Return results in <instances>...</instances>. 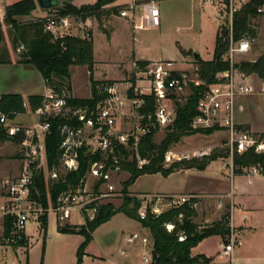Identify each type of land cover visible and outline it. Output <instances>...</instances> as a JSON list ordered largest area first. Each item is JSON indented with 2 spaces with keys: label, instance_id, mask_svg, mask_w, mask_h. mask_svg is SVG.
Returning <instances> with one entry per match:
<instances>
[{
  "label": "trees",
  "instance_id": "1",
  "mask_svg": "<svg viewBox=\"0 0 264 264\" xmlns=\"http://www.w3.org/2000/svg\"><path fill=\"white\" fill-rule=\"evenodd\" d=\"M114 0H96L92 4H83L75 6L68 1L63 0L59 8H55L60 14H75L82 18L95 17L101 26V17L110 12L118 13L119 6L105 10L103 6ZM225 6H228L229 0H222ZM264 5V0H247L242 3L232 16V36L239 39L249 34L256 36V31L252 26V20L263 12L258 11ZM37 7L35 0H18L5 7L3 23L10 25L14 35V41L22 45L19 54V62L36 69L45 81L49 90L57 98L64 100L63 110L57 114H48L40 116L39 122H48L49 128L44 134L43 144L45 152V168L37 167L33 164V176L30 184V198L43 206L49 208L54 205L58 195L69 187L75 186L81 177L86 173L90 165L95 161L104 160L106 165L113 164V156L118 160L120 169L128 173V178L123 181L121 192L123 201L119 207H114L110 203L100 204L92 218L85 217L84 223L63 225L57 224V230L64 233H78L85 236V240L79 250L78 262L81 261L83 248L91 240V232L101 223L106 222L117 212H124L130 218L138 221L143 227L149 230L152 239V264H195L202 262L209 264V259L203 255H192V248L202 239L216 235L222 242H227L230 233L229 213L210 224L202 225L194 221L197 215L194 203L197 198H190L177 206H171L158 214L150 211L147 206L146 215L140 218L138 210L141 207L142 200L136 195H131L127 188L135 180L144 174L161 173L164 176L169 175L176 169H204L209 161L215 160L220 156H226L227 151L212 149L209 154L199 158L180 159L172 162L167 167L163 166L164 152L167 151L172 143H177L181 137L191 133L201 132L209 134L219 130L217 127L206 129H194L189 126L191 118L196 115L197 100L206 89V85L215 81L217 72L229 68V63L222 60V55L226 50L228 42V29L222 24L218 27L213 55L211 59L205 60L197 55L193 59L198 67V76L204 82L198 86L190 83L189 94L183 103L175 102V118L171 125L166 127L167 133L159 144L152 140V134L155 129L152 128L146 137H141L136 145V151L141 158L148 159L141 167L137 165L133 144L130 141L128 146L116 144L114 153L102 154L101 151L91 152L87 147L82 146L77 149L78 166L76 170H67L64 174L52 182L46 178L45 170H55L58 174V165L61 162L63 148L61 143L65 134L64 127L73 129L80 128L83 123L73 111L76 109L85 110L86 116L91 111H95L97 106L111 96L109 89L113 87L114 80H95L92 78L94 66L93 40L91 33L86 38L78 36H61L53 39L52 34L44 29V19L36 18L21 22L17 17L28 16ZM49 11V10H48ZM0 22V40H1ZM148 61H138L140 67ZM73 65L86 66L90 74V95L88 97H74L68 94L71 90L70 67ZM235 66L249 75L259 79H264V52L255 60H242ZM132 94V88L130 91ZM145 105L140 109V113L153 114L154 102L150 95H141ZM45 95L30 94L27 96L29 109L35 112L42 106ZM65 110H67L65 112ZM26 111L24 98L18 93H7L0 95V115L3 114L8 120H12L16 114ZM146 119V118H144ZM7 126L0 122V142L10 141L16 143L24 135L20 129L15 134H9ZM264 135V133H261ZM112 139V143H113ZM115 144V143H113ZM18 157V156H17ZM19 157L22 156L19 154ZM131 157V160H127ZM264 162V153H255L253 150H247L242 153L233 154V165L235 172L239 167ZM47 218H41L42 227L46 226ZM172 224V229L167 230L166 225ZM11 228V219L4 218L3 235H7ZM182 236L183 239L179 240ZM25 241L19 245H25Z\"/></svg>",
  "mask_w": 264,
  "mask_h": 264
},
{
  "label": "built area",
  "instance_id": "2",
  "mask_svg": "<svg viewBox=\"0 0 264 264\" xmlns=\"http://www.w3.org/2000/svg\"><path fill=\"white\" fill-rule=\"evenodd\" d=\"M246 1L241 0L243 3ZM238 7L234 0H229L228 6H225V10H223L224 14L220 13L221 24L227 27L229 33L227 47L221 58L229 63V68L217 72L215 81L206 85V89L197 100V113L189 123L192 130L217 127L228 133L227 155L221 160V164L225 169H229L230 174L235 172L234 153L240 154L247 150L264 153V135L254 134L237 122L238 98L246 95L264 94V79L257 78L255 81L252 75L244 73L235 66L239 62L240 55L251 51L252 43L255 40V37L249 34L239 39L233 38L232 16ZM258 11H262V8H258ZM119 15L130 16L135 29L157 27L160 24L159 9L154 1L138 4L132 0L119 11ZM86 18L71 13L62 15L56 9H50L43 16L44 29L52 34L53 39L65 35L86 38L89 36V30L83 22ZM191 65L192 76L188 74V69L177 68L174 60L148 61L142 67L138 65V61L132 63V69L143 74L147 82L144 90H139L137 86H130L133 96L125 97L129 101L128 115L136 122L135 129L133 127L126 132H120L115 128L116 115L124 114L125 100L114 96V86L109 89L111 96L98 105L95 111H91L89 116H86L85 110L76 109L73 111V114L82 121L83 125L77 129L63 128L65 136L61 143L63 148L61 162L66 170L77 169V149L82 146L87 147L91 152L101 151L102 154L106 152L112 154L116 144L128 146L130 141L133 144L132 149L138 166L141 167L147 163L148 159L141 158L136 151L139 139L142 135L149 133L152 128L158 126L166 128L173 123L175 103L174 107L170 106L168 101H171V98L176 100L175 102L183 103L189 94L190 83L195 86L204 84L198 76L197 65L195 63H191ZM184 89L187 91L185 95L183 94ZM138 90L141 92L138 93ZM141 95H150L153 98V114L140 113V109L145 105ZM64 103L63 99L57 98L50 91L45 95L42 106L36 109L35 113L38 118L48 114L57 115L63 110ZM7 121L8 119L1 114L0 122L7 125ZM7 127L9 134H15L20 129L23 131L24 137L20 140L23 162L19 174L14 179L0 181V219L4 220L5 217L11 219L10 231L7 235L0 236V245H19L22 241L26 242V223L31 216L40 218L44 212L49 210L55 215L57 224L63 225L75 212L79 215L84 211H92L94 215L104 199L117 195L115 186L110 182L109 170H118L120 167L118 160L113 156V164L110 165H106L104 160L93 162L75 186L61 192L54 205L44 208L30 198V184L33 176V164L37 163V167H40L45 160L43 138L49 124L46 121L39 122L37 120L34 126ZM85 130L90 131V135L84 140L81 135ZM112 139L115 144L112 143ZM209 153L196 150L192 152L191 156L189 154L175 155L167 150L164 152L163 164L169 165L180 159L199 158ZM129 159L131 160V157L127 160ZM238 172L248 177L264 176V162L241 166ZM48 175L53 179L57 177L55 170L49 171ZM193 197L196 195H158V199H165L166 205L169 207L182 204ZM146 209V205L139 208L140 218L145 217ZM150 211L155 214L160 213L155 205H150ZM93 215L89 218H92ZM229 222L230 233L227 242L221 241L220 243V257H223L226 263L234 264L233 250L235 246L241 244V240L236 236L230 216ZM172 227V224L166 225L167 230H171ZM135 238L137 237L133 234L132 239ZM182 239L183 237L180 236L179 240ZM141 242L147 245V237H142ZM143 260L144 262L149 261L148 257H144Z\"/></svg>",
  "mask_w": 264,
  "mask_h": 264
},
{
  "label": "rangeland",
  "instance_id": "3",
  "mask_svg": "<svg viewBox=\"0 0 264 264\" xmlns=\"http://www.w3.org/2000/svg\"><path fill=\"white\" fill-rule=\"evenodd\" d=\"M76 1L78 0H74V2ZM81 1L88 2L89 0ZM234 2L235 5L238 6L243 3L241 0L240 2L234 0ZM119 8L120 11L125 8V5H121ZM223 10H225V5L223 3L219 5V10L217 11L216 3L212 2H205L201 8L195 6L191 7L190 5L180 8L173 7L167 12V14H169L165 23L167 31L165 33L162 32L161 34L154 33V31L145 32V41L140 44L134 43L135 48L146 57L159 59L171 58L174 61L176 60V67L188 69V74L192 76V59L190 56L185 55L182 60L183 54L180 51L181 47L179 48L177 45H182V47H185L188 52L190 51V48H192V50L196 49L200 51V55L203 58L210 57L214 49L218 27L221 24L220 13L224 14ZM261 15H264V12ZM258 17L259 16L252 20V26L255 31L257 30L256 21L259 19ZM103 21L104 18L101 17V25L104 24ZM97 23L99 24L98 19L94 18L92 24L97 26ZM176 26H180L179 30H176ZM263 41L258 40L257 36H255L251 51L244 55H240L238 61L255 60L264 52ZM93 42L96 59L102 58L105 59V62L96 63L97 65L94 66L92 70V78L95 80H106L108 78L109 80H114V96L125 100L123 106L124 114L118 113L116 115L115 128L120 132H126L133 127V129H135L136 122L128 115L129 101L125 97H131L129 95L131 91L130 86H137L139 90H144L147 86V82L143 74L136 72L134 69L131 71L128 70L130 63L129 56L131 53L128 52L129 37L127 36V32L123 29L121 30L120 28H117L114 32V37L108 41L102 31L95 29ZM120 58L124 59V61H122L124 63H120L122 67H118L116 64V61ZM7 68L8 69L5 68L0 70V93H18L26 95L27 93H40L44 91L41 75L33 67L23 68L14 65ZM120 69L123 71L121 72ZM70 72L71 90L68 91V94L74 97H88L90 95V74L87 67L73 65ZM252 77L256 81V77ZM139 90L138 93L141 92ZM183 94H187L186 89H184ZM240 98H238V100ZM253 98L263 100L264 94H256ZM170 100L171 101H168L170 106L174 107L176 100H173L172 98ZM181 101H183L182 98ZM262 107H264V103L262 104ZM66 111L67 110H65V112ZM239 114L240 111L238 110L236 114L238 121L240 120ZM24 117L26 121L31 122L34 116L29 112ZM19 125L23 126L25 124L22 123ZM166 133V128L158 126L155 129V132L151 135L153 142L159 144ZM89 135L90 131L85 130L81 135V138L85 140ZM146 136V134L142 135V137ZM228 137V133L222 129L213 131L209 134L195 132L181 137L177 143H172L167 150L173 152L175 155L189 154L190 156L192 152L196 150L209 153L212 149L216 148L217 150H221V152H225ZM19 154L23 156L20 141L16 143L10 141L0 142V166H6L5 168L10 172V178L15 177L19 173L22 165L21 161H19L21 158L19 157ZM223 158H225V156H220L215 160L209 161L206 165L207 168L204 169L190 168L187 171H179L181 169H176L173 173H170L167 176H164L159 172L144 174L139 176L135 182L127 188V190L131 195H136L138 198H141V206L146 205L149 207L150 205H155L158 207L159 212H161L169 208V206L166 205V200L162 198L158 199V195L156 194L164 190L179 193L182 189H194L208 184V181L219 178V176L216 175V172L220 165L219 162L215 161H221ZM211 163H213L214 168L209 166ZM42 166L45 168V160L42 162ZM163 166L167 167L168 165L167 163H164ZM57 169L58 174L54 179L48 177L47 170H45L46 178L49 179V182L57 179L59 175H62L67 171L62 162H60ZM109 174L110 182L115 186L118 193L115 197L104 199L102 204L110 203L117 208L123 201V193L121 192L122 183L128 178V173L122 169H118L109 170ZM225 180L227 183L229 182L228 178H225ZM196 198L199 200V203L197 204L198 211L194 221L202 225L210 224L217 220L220 213L224 211V208L228 204H225L223 201L221 208L218 206L216 207L217 204H215L214 200H225L224 197L219 196L218 194H200L199 196L197 195ZM92 215V211H84L79 215L75 212L72 213L70 219L66 220L65 223L73 222L74 224L77 223L78 225H81L84 223L85 217H91ZM42 217L47 218V224L49 219L48 231L44 240L45 243H43V236L41 235L43 230L42 232L40 231L37 233L36 226L39 225L38 228L42 227ZM239 221L240 217L235 214V224ZM56 222L58 221H56L55 215L49 210L48 212H44L40 218L36 216H31L29 218L26 223V232L34 234L35 238H39L41 235L39 242L31 251L32 257L43 259L45 256L44 261L50 264H141L142 259L148 257L151 253L150 247L152 246V239L149 230L143 227L139 222L138 224L136 220L130 218L124 212H117L106 222L99 224L91 232V240L83 248L81 261L78 262L77 259L80 255L79 250L85 240V236L83 234L76 235L71 237L72 239L68 241L65 235H61L57 232ZM2 232L3 227L0 226V234ZM134 233L137 239L128 242L127 238ZM47 234H51L52 236L48 238ZM143 236L147 237V245L141 242V237ZM236 236L238 237L237 233ZM121 247L124 249V257H121L119 252V248ZM196 247V252H204L207 257H211V255L220 250L218 238L213 235L202 239L197 243ZM237 251L238 248L236 247L235 252ZM87 252L90 254L88 257ZM91 255L103 256L104 258L96 259ZM20 260H24V255L23 257L20 256ZM149 261V264H152L151 255ZM238 262L239 261L236 260L235 264H238ZM0 264H19V260L11 248H7L4 252L0 249Z\"/></svg>",
  "mask_w": 264,
  "mask_h": 264
},
{
  "label": "crops",
  "instance_id": "4",
  "mask_svg": "<svg viewBox=\"0 0 264 264\" xmlns=\"http://www.w3.org/2000/svg\"><path fill=\"white\" fill-rule=\"evenodd\" d=\"M16 1L18 0H0V22L1 23L3 22L5 7ZM64 1H68L75 6H80L83 4H92L96 0H89L88 2H83L81 0H78L76 2H74V0H64ZM130 1L132 0H114L113 2H109L105 4L103 8L105 10H109L116 6H119V7H121V5L126 6ZM134 1L138 4H142L144 2H149V1H154L160 13L159 26L149 27L146 29H135L133 26L132 18L130 16H120L119 12L118 13L110 12L108 13V15L102 16L104 18V21H103L104 24H102L101 26L98 23H97V26H94L92 24L93 19L95 17H88L85 20H83L89 32L91 33V37L93 41H94V30L95 29L102 31L108 41H110L114 37V32L116 31L117 28H120L121 30L123 29L125 32H127V36L129 37L128 52L131 53V55L129 56V61H130L129 67H128L129 71L132 70V63L134 61L172 60L171 58L159 59V58H153V57H146L143 53H140V51L138 52V49H136L134 45V43L140 44L145 41L144 39L145 32L154 31V33L161 34L162 32L165 33L167 31V27H165V23L168 19L169 14H167V12L169 11V9H172L173 7L180 8V7H184L187 5H190L191 7L195 6V7L201 8L203 7L205 2L206 3L212 2V3H216V8L218 11L219 5L222 4L221 0H134ZM261 8H262V12H264V5ZM49 11L40 9L37 5V7L32 11L30 15L17 17V20L24 22L29 19L41 18L45 16ZM137 11H139V9ZM141 14L142 13L140 12V15ZM258 18L259 19L256 21V24L258 25V26L256 25L257 27L256 36L258 40L263 41L264 40L263 39L264 38V15H259ZM179 28L180 26H176V30H179ZM21 46L22 45H19L17 44V42L14 41V35H13V32L11 31L10 25L3 23L1 26V40H0V70H3L5 68L8 69L7 67L14 66V65L18 67H23V68L30 67L18 61L19 54L22 50ZM177 46L179 48L181 47L180 51L183 54L182 60L184 59L185 55L190 56L192 59L191 63H193V59H194V57L192 56L193 51L196 52L201 57L200 51L196 49L192 50V48H190V51L188 52L185 47H182V45L178 44ZM212 55H213V51L210 57L208 58L201 57V58L208 60L212 58ZM93 57H94V66H96L97 65L96 63L98 62H101V63L105 62V59H102V58L96 59L95 51H94V42H93ZM122 61H124V59H121V58L116 61L117 62L116 64L118 65V67H122V65L120 64ZM120 71L122 72L123 70L120 69ZM41 79H42V84H43L42 86H43L44 91L40 93H27L26 95L21 94L24 98L26 111L24 113L16 114L12 120L7 121L6 123L7 125L5 126H21L19 124H22V123L25 124L23 125V127H29V126L35 125V123L37 122L36 121L37 114L35 112L33 113L29 109L28 102H27V96L30 94L47 95L50 92L42 76H41ZM2 94H5V93L4 92L0 93V95ZM254 95L256 94L242 96L238 100L240 120L239 121L237 120V121L242 126L250 130L252 133L261 134V133H264V107H262V104L264 103V99L263 100L260 99L261 100L260 101L258 98H253ZM29 112L32 113V115L34 116L31 122L26 121L24 117ZM31 124H34V125H31ZM19 161H21L22 163L23 158H20ZM215 162H219V165H220L219 169L216 172V175L219 176V178L208 181V184L200 186L198 188L182 189V191H180L179 193H174L172 191L164 190L162 192H159L156 195L195 194L196 196L197 195L199 196L200 194L201 195L218 194L219 196L224 197L225 200L223 199L214 200V202L215 204H217L216 207L218 206L219 208L222 207L223 201L225 204L228 203L227 206L224 208V211L220 213L218 219L221 218L223 214L228 212L230 216L231 224L233 227H235V231L238 235V238L241 240V244L239 246H235L233 250L234 264L236 260L239 261L238 264H264V176L248 177L240 172H233L232 174H230L229 169H225V167L221 164V161L216 160ZM213 163L209 165L212 168H214ZM3 166L4 165L0 166V168L2 167L0 169V181L4 179H14L19 174L18 173L15 177L10 178L9 170L5 168L6 166L4 167ZM40 167H43L42 163ZM187 170L189 169H181L179 171H187ZM48 173L49 171H47V175ZM225 178L229 179L228 183L225 180ZM198 203H199V200L197 199V203L195 206L196 212L198 211V207H197ZM235 214L240 217V221L237 222V224H235ZM3 222L4 220L0 219V226L2 227H3ZM48 224H49V219H48ZM48 224L46 222V226L43 228L42 227L38 228L39 225H36L37 233L40 231L42 232L43 230V233H41V235L43 236V243H45L44 240L46 237V233L48 231ZM68 224H74V223L68 222ZM57 232L61 235H65L68 241L72 239L71 237L80 235L78 233H64L58 230ZM2 235H3V232L0 234V236ZM41 235L39 236V238L41 237ZM26 236H27V241L25 245H3L1 244L0 249L4 252L7 250V248H11L16 254L17 259L19 260V264H50L44 261L45 256L43 259H36L35 257L31 256V251L33 247L39 242L40 239L38 237L35 238L34 234H31L29 232H26ZM51 236H52L51 234H47L48 238H50ZM213 236H216V235H213ZM132 237H133V234H131L127 238L128 242H131L137 239V238L132 239ZM216 237L218 238V244H219V249H220L221 240L218 236ZM236 247L238 248L237 252H235ZM151 248L152 246L150 247V250ZM196 249H197L196 246L192 248V251H191L192 255H203L207 257L204 252H196ZM119 252L121 254V257H124L125 254H124L123 247L119 248ZM23 255H24V260L21 261L20 256L23 257ZM89 255L90 254L87 252V257ZM150 255L151 253L148 256V259L150 258ZM91 256L92 257L94 256L96 259L104 258L103 256H98V255H91ZM151 258H152V255H151ZM207 258L209 259V264H228L225 262L223 257H220V250H218L217 253L211 255V257H207ZM149 263L150 261L144 262L143 259L141 261V264H149ZM195 264H203V263L198 262Z\"/></svg>",
  "mask_w": 264,
  "mask_h": 264
},
{
  "label": "water",
  "instance_id": "5",
  "mask_svg": "<svg viewBox=\"0 0 264 264\" xmlns=\"http://www.w3.org/2000/svg\"><path fill=\"white\" fill-rule=\"evenodd\" d=\"M36 3L40 9L49 10L59 8L63 4V0H36ZM139 9V8H138ZM137 9V10H138ZM198 54L196 52H192V56L195 58Z\"/></svg>",
  "mask_w": 264,
  "mask_h": 264
}]
</instances>
